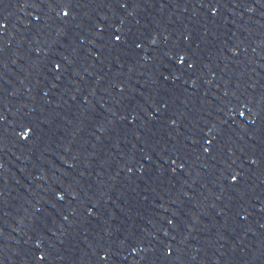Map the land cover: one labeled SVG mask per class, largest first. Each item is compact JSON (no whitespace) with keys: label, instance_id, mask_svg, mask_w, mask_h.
Returning <instances> with one entry per match:
<instances>
[{"label":"snow or ice","instance_id":"6c2138e0","mask_svg":"<svg viewBox=\"0 0 264 264\" xmlns=\"http://www.w3.org/2000/svg\"><path fill=\"white\" fill-rule=\"evenodd\" d=\"M118 38V37H117ZM233 180H235V177H233Z\"/></svg>","mask_w":264,"mask_h":264}]
</instances>
